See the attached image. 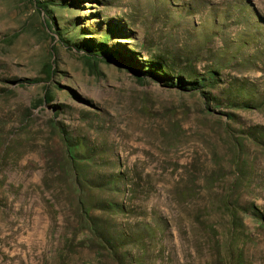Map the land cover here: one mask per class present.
<instances>
[{
  "label": "rangeland",
  "instance_id": "obj_1",
  "mask_svg": "<svg viewBox=\"0 0 264 264\" xmlns=\"http://www.w3.org/2000/svg\"><path fill=\"white\" fill-rule=\"evenodd\" d=\"M0 264H264V0H0Z\"/></svg>",
  "mask_w": 264,
  "mask_h": 264
},
{
  "label": "trees",
  "instance_id": "obj_2",
  "mask_svg": "<svg viewBox=\"0 0 264 264\" xmlns=\"http://www.w3.org/2000/svg\"><path fill=\"white\" fill-rule=\"evenodd\" d=\"M109 40H104L101 43L95 44L90 40L89 44L86 45H76L77 49L83 50L92 56H102L107 57L112 60H115L118 63H124L125 65L129 66L130 68L136 67L133 60L129 56H125L121 51L112 49L108 46ZM170 67L167 63L163 61H150L145 63L142 67L141 74H137L139 77L137 79L140 82L145 81L146 79L158 80V77L164 78L165 82H169V86H175L180 88L181 90H186L190 92L202 91V89L209 88L210 86L215 85V75L214 73H210L209 76L201 77L199 79H194L188 82H185L183 79L179 78L178 76L174 80L171 76ZM160 78V79H161ZM40 81L38 79L31 80L25 79L19 82L21 85H35L39 84ZM203 92V91H202ZM216 100V99H213ZM42 102V101H41ZM52 99L49 95L45 97L43 100L44 103H50ZM73 178L76 181L81 179V171L80 170H73ZM79 187V186H78ZM78 193L80 194V189H78ZM80 199V198H79ZM81 211H82V219L81 222L85 229H88L92 232L93 236L100 242L103 246L109 248L111 251H114L115 254L118 249L116 239L114 235L108 233V228L104 226L102 223L101 225L98 224L96 221L95 216L93 215V205L91 203H85L84 201L80 203ZM105 211H113L116 212L117 206L113 202H104L103 205Z\"/></svg>",
  "mask_w": 264,
  "mask_h": 264
},
{
  "label": "water",
  "instance_id": "obj_3",
  "mask_svg": "<svg viewBox=\"0 0 264 264\" xmlns=\"http://www.w3.org/2000/svg\"><path fill=\"white\" fill-rule=\"evenodd\" d=\"M132 73H134V75H135L136 78L139 77L135 72H132Z\"/></svg>",
  "mask_w": 264,
  "mask_h": 264
}]
</instances>
